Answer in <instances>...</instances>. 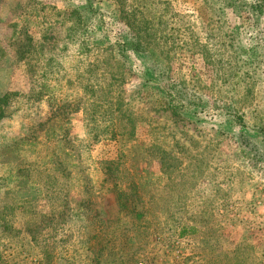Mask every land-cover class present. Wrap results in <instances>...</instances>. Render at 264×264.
I'll return each mask as SVG.
<instances>
[{
  "label": "rangeland",
  "instance_id": "1",
  "mask_svg": "<svg viewBox=\"0 0 264 264\" xmlns=\"http://www.w3.org/2000/svg\"><path fill=\"white\" fill-rule=\"evenodd\" d=\"M0 264H264V0H0Z\"/></svg>",
  "mask_w": 264,
  "mask_h": 264
}]
</instances>
